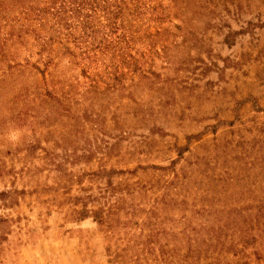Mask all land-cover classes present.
<instances>
[{"label": "rangeland", "instance_id": "1", "mask_svg": "<svg viewBox=\"0 0 264 264\" xmlns=\"http://www.w3.org/2000/svg\"><path fill=\"white\" fill-rule=\"evenodd\" d=\"M171 6L133 23L135 73L61 51L43 72L29 36L0 44V264H158L197 243L202 264H235L223 241L264 237V0ZM43 82L64 107L6 103Z\"/></svg>", "mask_w": 264, "mask_h": 264}, {"label": "trees", "instance_id": "2", "mask_svg": "<svg viewBox=\"0 0 264 264\" xmlns=\"http://www.w3.org/2000/svg\"><path fill=\"white\" fill-rule=\"evenodd\" d=\"M181 1L183 2V0H0V44L4 46L10 42L25 45L28 42L26 36H29L38 47L39 60L44 62L43 72L53 66L55 59H62L57 54L61 51L62 56H71L75 63L81 57L111 56L135 73L141 70L138 60L126 50L132 45L131 42L137 34L135 32L137 29L133 30V23L140 21V24L145 25L149 21L161 24L171 15L178 16L177 13H171L173 8L171 4L175 7ZM53 42L60 45L55 51ZM2 56L0 62L5 59ZM113 68L106 71L108 77L106 82L112 79L108 86H113V82L124 75L122 71ZM82 72L91 80L88 87L84 88L85 91L96 88V78L87 75L85 69H82ZM2 75L0 86L6 77L5 73ZM49 86L54 91H50L47 85L45 87L44 82L36 86V96L32 99H29L34 94L32 91L27 93V88L19 90L8 98L6 103H10L9 107H32L36 116H40L37 112L38 107H44L49 100L54 106L57 102L60 107H64L62 104L64 99L56 93L61 90H57L54 83ZM61 93L63 97L68 95L64 90ZM36 98L39 101L36 102ZM20 113L29 115L22 109ZM222 243H227L235 250L233 253V256H236L235 264H264V237L261 239L238 237ZM256 244L261 251H246L248 247H254ZM200 250L202 249L197 243L193 249L194 254L178 258L177 254L162 252L155 260L158 264H202ZM214 259L216 264H220L219 257L216 256ZM110 264H139V257L114 254L110 257Z\"/></svg>", "mask_w": 264, "mask_h": 264}]
</instances>
